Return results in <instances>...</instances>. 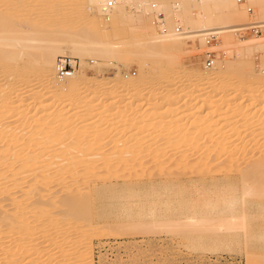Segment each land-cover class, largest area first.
Instances as JSON below:
<instances>
[{
  "label": "bare ground",
  "instance_id": "obj_1",
  "mask_svg": "<svg viewBox=\"0 0 264 264\" xmlns=\"http://www.w3.org/2000/svg\"><path fill=\"white\" fill-rule=\"evenodd\" d=\"M41 1L43 2H40L38 21H31L29 15L23 11L20 13L23 3L16 5L17 8H13L14 11L9 14L4 9V5L0 6V196L6 195L4 199L0 197V238L12 240L8 242L9 246L4 248L0 264L5 261L8 264H21L24 259L33 257L34 253L28 254V246L23 245L28 242L34 243L33 246L35 243L38 245V241L42 238L47 243L44 244L45 252L50 248H54L55 252L48 257L46 255V259L44 255L42 258L45 261L39 264L54 263L51 260L57 261L56 264H69L68 261L72 259L78 260L79 263L87 261L86 256L89 252L83 254L88 248L82 253V251L78 252L76 246L78 241L89 239L87 238L89 232L82 229V224L92 228L99 218L105 216L103 212L97 210L104 200L103 192L117 187L118 184H121L124 192L126 190L129 199H135L148 195L151 191L147 187H156L150 184V186L140 185V182L144 181L141 179L146 178L151 181L153 178L163 176L176 180L173 185L165 183L166 187H164L162 184L161 189L180 187V192H183L181 185L184 184L180 177L189 175L191 186H198L197 183L201 182L202 190L214 191L218 195L216 202L205 204L203 210L207 213L210 208L219 206L222 202L225 208L233 211L240 201L236 197L239 190H242L245 196L249 195L253 185L264 186V148L248 152L249 146L246 143H234L236 146L228 147L227 143L231 139L229 136H223L220 130V132L217 130L213 132V129L212 132L210 131L213 128L210 126L212 119H204L207 108L193 105V103H202L210 97L208 96L210 91H207L211 89L209 80L214 83L216 79L219 87L221 84L227 88L231 85L228 75L243 73L245 63L242 60L254 55L259 51L258 49L264 50V42L260 43L259 40L252 39V37H264V0H157L155 3L140 0L134 4L129 0L132 12L124 10V5H128L127 0H89L90 2L78 0L79 3L75 0L78 3L77 8L69 7L65 12L63 10L67 0V2L59 0L61 3L54 0ZM109 1L112 2L111 5H107ZM113 8L114 10L121 8L122 11L112 14ZM72 10L78 13L79 17L74 15L76 17L74 18L73 13L70 14ZM159 13L162 16H158ZM257 14L261 21L255 19ZM132 15H135L136 19H132ZM128 16L129 20H136L138 23L135 22L136 25H145L147 21L152 23L153 29L151 25L150 28L154 31V35L146 36L148 35L146 32L140 39L126 41V44L121 39L123 42L118 43L120 38L117 30L124 31V25L128 26L129 22L127 23L126 20ZM249 16L253 19L251 24H243ZM133 23L134 21L131 24ZM132 27L135 31L134 24L131 29ZM255 28H259V31L256 32ZM235 33L239 36V42L231 39ZM219 36H225L224 38L233 42L232 46L226 48L225 55L235 46L240 60L237 65L225 60L213 69H209L214 66L216 57L215 52H211L213 57L210 66L205 65L202 69L182 67L178 61V52L189 40L211 45ZM128 46L139 47L141 56H130L128 50L131 48L127 49ZM208 48L209 51L214 50L212 46ZM66 54L71 58H79L81 66L85 65L82 61L84 58L100 61L101 63H95L98 67L103 64L114 66V61L125 64L136 60L139 61L141 76L136 78L125 76L121 81L122 73L118 68L107 80H101L96 74L86 76L82 70H75L69 77L60 79L56 76V64L58 58ZM175 61H178V67L175 66ZM172 65L176 69H173ZM148 69H170V74L155 79L150 87L148 86L149 88L139 90V86L144 81L143 73ZM250 74V83L258 87L262 84L261 86L264 87L263 80L259 78L263 74L262 71L260 75L254 71ZM179 75L184 78L180 77L182 81L178 78ZM8 77L14 78L13 85L3 83ZM205 79L208 81L204 82ZM238 80L234 86L236 92L242 91L247 84L242 78ZM69 82L71 84L68 90L63 92L62 84ZM17 83H23L25 88L21 90L15 87ZM184 84H188L192 92L183 104L178 106L181 102L179 101L181 95H178L183 93ZM37 85H39L38 90L44 92L42 96L44 103H42L45 106L42 108H37L40 97H33L27 104L24 100V97H27L26 95L30 94ZM161 85L168 87V90L158 94H154L155 90L150 91L151 88ZM173 86L175 87L169 89ZM7 92L16 94V98L12 97L6 103L3 96ZM99 93L100 96H108L107 100H103L108 104H105V109L99 112L97 110L96 115V107L104 104L97 103L99 97L94 98L95 94ZM257 93V91L250 92L248 99L253 101L260 98V94ZM115 95L124 96L116 101ZM144 99L150 102L164 100L170 109L169 115L167 117L149 115V111L154 108L151 106L156 105L148 103L146 104L149 105L148 108L137 106ZM250 101L246 100V102ZM57 103L61 106L66 103L69 106L81 105L84 110L81 111L80 117L85 118L84 122L71 123L75 114L69 116L61 111L51 113V106ZM7 109L14 112L13 116L7 115ZM116 110L120 111L116 112ZM122 110L129 111V115L126 116L125 112L123 114ZM109 111H114L116 114L109 115L107 121L118 120V124L121 123L119 126L121 130L118 129L119 133L115 134L114 139L111 137L114 131L106 130L110 128L109 126L102 131V126L89 127L84 124L85 121H90L94 114L99 119L106 118ZM188 112H192L190 114L192 118L180 117ZM125 131L127 132L124 133ZM150 132L153 133L152 136L155 135L151 137L153 143L145 146L144 138ZM139 136L141 138H138ZM108 138L110 142L107 141ZM163 142L166 144L160 146ZM198 142H201L200 145H197ZM178 144L188 147L187 151L190 155L182 156L177 152V146H180ZM169 148L173 151L167 152L166 149ZM236 174L239 176L234 177ZM206 178H210L208 182ZM235 178H239L238 181ZM220 182H226L228 185L220 187ZM97 184L101 187L95 189ZM120 191L118 193L110 191L112 194L109 197L117 199ZM155 191L161 190L155 189ZM122 192L121 194H124ZM126 195L121 196L125 198ZM259 195L261 194L257 196ZM230 196L234 198L227 200L226 198ZM29 198L31 200H28ZM207 213L197 224L181 222L182 224L180 223L176 228L180 227L181 231L185 228L188 233L189 231L192 233L208 227L232 229L237 225L240 226L238 220L222 219L223 217L216 220L219 222H215V219L210 218ZM60 223L65 226L59 228ZM245 223L244 218L241 220L243 230L244 226L246 227ZM45 228L48 229L47 232L44 231ZM73 230L76 231L73 234L76 236L74 239L76 243L68 241V235ZM247 230L245 232H248ZM42 232L44 233L41 234ZM39 233L40 235L36 236ZM254 239L261 241L264 250V226L261 233L250 235L247 244L250 245ZM22 242L24 243L21 244ZM247 257L248 264H264V254L253 256L248 253ZM89 262L92 263L91 260Z\"/></svg>",
  "mask_w": 264,
  "mask_h": 264
},
{
  "label": "rangeland",
  "instance_id": "obj_2",
  "mask_svg": "<svg viewBox=\"0 0 264 264\" xmlns=\"http://www.w3.org/2000/svg\"><path fill=\"white\" fill-rule=\"evenodd\" d=\"M54 1L55 2L57 1L59 3H61L62 1H65V2L68 1L69 2V0H67V1L66 0H60L61 2L59 0H54ZM71 1L75 5L72 4ZM76 1L79 3L78 0H76ZM76 1L70 0L69 3L67 2V5L64 7L63 11L65 12V9L66 8L69 9V7L75 8V6L78 4V3H76ZM87 1H89V0H87ZM128 1L129 0H127V2ZM131 1L133 2V3L131 2V4H134V2L136 3L140 0H131ZM149 1H151V3L152 2L155 3L157 0H149ZM40 2H43V1H41V0H0V6L4 5V9H6L7 14H9V13H12L14 11L13 8L15 9V8H17L18 5H21V3H23V6L19 10L20 13H22V11H23V12H25V14L29 15V18L31 19V21H38V19H39L38 18L39 17L38 16V10H39L40 5H41ZM73 5H74V7H71ZM92 5H94V4H92ZM105 5H106V3H105ZM94 6H96V5H94ZM130 6L132 7V5H130V3L128 2V5L127 4L124 5V8H125L124 10L127 12L130 10L129 12H132L133 9H131ZM78 7H79V5H78ZM76 8H77V6H76ZM74 10H76V9H74ZM74 10H72L73 12L70 11L71 12L70 14L73 13L72 14L73 17H74V15L79 17L78 16L79 14L77 13L78 14L77 15ZM121 11H122L121 8L116 9V10H114V8H113V10H111V13L114 14L116 12H121ZM74 12H75V14H74ZM106 14H108V13H106ZM132 16H130V17H132V19L135 18L134 17L135 15H132ZM74 18H76V17H74ZM132 19L129 20V16H128V19H126V20H127V23L129 22L128 26L130 25L129 26L130 29H131V26L134 24V28H135L134 30L135 31H133V27L130 31V29H128L129 27L128 26L126 27L124 25L125 29L122 28V29H124V31L117 30L118 38H120V39H118V40H120V41H118V43L123 42V41H121V39L124 40L123 43H125V44L129 40L140 39L142 37V35L146 32H147L146 34H148L146 36H149L152 34L154 35V31H152V29H153V27L151 25L152 23L147 21L146 23H144L145 25H143V24L142 25H136V23H137L136 20H132ZM255 19L258 21L259 20L261 21V19H259L258 14L255 15ZM252 20L253 19L249 16L243 22V24H247V25L249 23L251 24ZM133 21H134V23L131 24ZM127 23H125V24H127ZM150 25H151L152 29L150 28ZM108 32L110 33V30H108ZM224 37L225 36H219L218 37L219 39L215 38V40L213 41V43L211 45L210 44L205 45L204 42H202V44H201L200 43L201 41L193 42V41L189 40L186 43V45L181 49V51L179 50L180 52H178V58H179L178 61L182 64L183 68L195 67V68L202 69L206 65V64H204L206 52H215L216 57H215L214 64H213L214 66L212 68H209V69H213L220 62H223L225 60L232 62V65H237V63L240 62V60H239V56L237 55L238 52H237L236 47L235 46L232 47L230 49V53L228 52V54H226V55H225V51H227V49H226L227 47H230L233 45V42L230 41L231 39L234 40V42L235 41L239 42V36L235 33V34H233L231 39H227ZM252 39L253 40H259L258 42H260V43L264 42V37H261V38L252 37ZM208 46L214 47V50L209 51ZM130 48H129V46L127 48V49H130V50H128V52L130 53V56H137V57L141 56V49H139V47L137 48V46H135V47L130 46ZM258 50L259 51L255 52L254 55H251L250 57L247 56L245 58V60H242L245 63V67H244L243 73L241 71V73H242L241 75L239 73H232V74L228 75V78L231 79V82L229 81L231 83V85L227 86V88H225L221 84L219 87V82L216 83L217 82L216 79L214 80V83H212L213 81H211V80L208 81L205 79L204 82L208 81V82H210V85H211V87H210L211 89L207 90V91H210V93L208 95L210 97L207 98L202 103L201 102L197 103V104L193 103L194 106H198V107L200 106L203 108H207L206 112L204 113V116H205L204 119H206V118H209V120L212 119L210 126H213V128H211L210 131L212 129H213V132L216 130L217 131L220 130L221 131V132L219 131L220 134L222 133L223 136H229V138H231V139H230V141H228L229 145L227 143L228 147L234 146L235 144H239V143H241V144L246 143L249 146L247 148L248 152L253 151V150H257L258 148L259 149L262 147L264 148V124H262V123H264V107H263L264 106V104H263L264 103V101H263L264 100V96H263L264 95V93H263L264 87L261 86L262 84L259 87L255 86L252 83H250V80H249V77L251 75L250 73L252 71L256 72L259 75L262 71L263 74L259 78H261L260 80H263L262 83L264 84V50L263 51H262V49H258ZM62 56L71 57L69 54L62 55ZM73 58H75V57H73ZM248 59H250L251 61ZM77 61H78L79 66L75 69L76 71L82 70L84 72V75H86V76H93L96 74L99 76V78L101 80H103V79L107 80L110 77H112V75H114L115 71L118 68L121 70L122 77H123V78L122 77L120 78L121 81L124 80L125 76H132L134 78L141 76V71L139 69V67H140L139 61H136V60H133L132 62L125 63V64L121 63V62L114 61V66L103 64L102 66H99V67L96 64L101 63V62L98 60H94L92 58H84L82 61L85 62V65H83V66H81V60L79 58H77ZM178 61H175L176 62L175 66L178 64L177 63ZM172 66H173V69H176V68H174V65H172ZM177 67H178V65H177ZM0 70H1V68H0ZM169 71H170V69H168V70H159V69L158 70H150V69L145 70V72L143 73L144 81L139 86V90H145L149 85L152 84V82L155 79L169 75L170 74ZM179 71H180V69H179ZM259 71H260V73H259ZM180 77L182 78L181 75H179L178 78L181 79ZM238 78L239 79L242 78V80H245L247 82V84L244 85V88L240 92H236L235 91L236 89L234 87L237 84V81H239ZM40 79H41V77H40ZM182 79H184V78H182ZM182 79H181V81H182ZM14 82H15V80L13 77H8L5 79V81H3V83L11 84V85H13ZM0 83H1V78H0ZM70 84H71L70 82L67 84H62V87H61L62 91L66 92L68 90ZM38 86L39 85L36 86L37 89H35L36 88L35 87L33 89V91L30 92V94L26 95L27 97H24V100H25V104H27L28 101L30 99H32L33 97H35V96L38 98L40 97L39 98L40 101H39V104L37 105V108H42L43 106H45V104H43L44 102L42 100L43 99L42 96H43L44 92H40V90H38ZM15 87H18L19 89L22 90L23 88H25V85L23 83H17V85H15ZM174 87L175 86L169 87V89L174 88ZM257 88H260V90ZM182 89H183L182 90L183 93H179V95H178V96L181 95L180 96L181 99H179V101L181 100V102L179 103L178 106H181L183 104L184 100H186L187 96H189L192 92L191 91L192 88H190L188 84L187 85L184 84ZM262 89H263V91H262ZM153 90H155L154 94H158L160 92L168 90V87H163L161 85L159 87H153L150 89V91H153ZM224 90H225V92H224ZM254 91H257L258 92L257 94H260V98H256V100L254 99L253 101H250L251 99L250 98L248 99V96H249L248 94L250 92H254ZM100 94L101 93L95 94V97H94V95H92V97H94L95 99H98V97H99L97 103H101V102H103V100L108 99V98H106L108 96H104L106 98L105 99L102 95L100 96ZM15 95L16 94H13L11 92H7V94H5L3 96V99H5L4 101L7 103V102H9L10 99H12V97L16 98ZM115 96H116V98H115L116 101L121 100L122 95H115ZM157 97H159V96L157 95ZM227 99H229V101ZM246 100L247 101L249 100L250 102H246ZM257 100H260V101H257ZM242 101L245 102V104ZM154 102H152V101L150 102V101H147L146 99H144V101H141L140 105H137V106H139L140 108H143L144 106H145V108H148L149 105L146 106V104H148V103L152 104L153 103V105H156V106H151V108H153V107L154 108L149 111L150 112L149 115L157 114L158 116L160 115L159 117H167V115H169L170 109L167 107L164 100H162V101L156 100V102L155 103ZM240 103H241V105H240ZM105 104H108V103L105 102L101 106L98 105V107L100 109L98 107H96V109H95L96 115L99 112V110L101 111V110L106 108ZM250 104H251V107H250ZM242 105H243V107H242ZM245 105H247V106H245ZM141 106H143V107H141ZM102 107H104V108H102ZM51 108H52L50 110L51 113H56L58 111L59 112L61 111L63 113L68 114L69 116H74V114H75V116H74L75 118L71 121V123L77 124V122H79V123L84 122L85 118L80 117L82 115L81 111L84 110L83 108H81V105L75 104L73 106H69L66 103V104H63L61 106L60 104L57 103L56 105L53 104V106H51ZM157 108L159 110H157ZM185 109H187V108H185ZM97 110H98V112H97ZM145 110L146 109H144V111ZM118 111H120V110H116V112H118ZM6 112H8V114H7L8 116H13V114H14L13 111L8 110V109ZM116 112H114V111L113 112H110V111L107 112L106 118L104 117V119H99L98 116H94L95 115L94 114L92 119L90 121H85L84 124L89 125V127L96 126V125L98 127L102 126L101 127L102 131H105L104 128L109 126L110 128H108L106 130H110V132L114 131V132H112L111 137L116 138L115 136L119 133V130H121L119 127V126H121V123L118 124V122H119L118 120H116V122L115 121H113V122L107 121V119L109 118V115H111L112 113L116 114ZM124 112L122 110L123 114H125L126 116L129 115L128 114L129 111L124 110ZM191 113L190 112L185 113V114L183 113L184 115L182 114L180 117H184V119H190V117L192 118V115H190ZM113 117L115 118L116 116H113ZM249 117H250V120H249ZM262 120H263V122H262ZM149 129H151V127ZM229 131H231V133ZM126 132L127 131H125L124 133H126ZM124 133H122V135ZM151 134H153V133L150 132V133L146 134V136L144 134L145 138L147 137L146 139L144 138L143 144L145 146H147L149 144L151 145L153 143L151 140H152L153 136H155V135L152 136ZM141 136H143V135H141ZM141 136H139L138 138H141ZM108 139H107V141L110 142V138H108ZM200 143L201 142H198L197 145H200ZM164 144H166V143L163 142V143H161L160 146H164ZM178 145H180V144H178ZM177 147H178V149H176V151L179 152L182 156L190 155V153H188V151H187L188 147L186 148L185 146H183V144H181L180 146H177ZM166 151L167 152L173 151V149L169 148V149H166ZM260 171H262V170H260ZM185 176H186V178H184ZM185 176L182 178L180 177L181 181H183L182 183L185 185V186L181 185V187H183V188H181L183 190V192H180L181 191L180 187L172 188L169 190H162L161 187L165 183L167 185H170V183H171V185H173V184H175V181H176V180H170L168 178H164L163 176L160 178L159 177L153 178V179H151V181L146 179V178L141 179L144 181L140 182L141 183L140 185H146V186L156 185L155 188L154 187L153 188L147 187L148 190L151 192L148 193V195H145L144 197L142 196L141 198H135V199L130 198L129 199V197H127V195H126L127 194L126 190H125V192L123 191V189H122L123 187H121V184H118L117 187H114L115 189L114 188L107 189V191L103 192L104 193V200H102L101 206H99L98 207L99 209H97L101 213L103 212L105 216H103L102 218H99L96 221V224L93 225L92 228L88 227L87 224L81 223L82 229H85L86 231L89 232L88 233L89 236L87 237L89 239H85L86 242L84 240L77 242L76 240H74L76 238V236L73 235L76 232V231L74 232V230H75L74 229L68 235V237L71 238V239L68 238V241L73 242V243L77 242L76 246L78 247V252L82 251V253H83L88 248L87 252L86 253L84 252L83 255H86L89 252L88 256H86V257H88V260L89 261L91 260L93 264H248V261H247L248 253L252 254L253 256L264 254V250L261 247L262 243L260 240L254 239L256 241L252 240L251 241L252 243L250 242L251 243L250 245L247 244L248 240L250 238V235L251 234L255 235V234L261 233V230L263 229V226H264V213H263V211H264V209H263V207H264V186L258 187L259 184L253 185L252 189L250 188V190H249V192L251 194L249 193V195L246 194L245 196H243V191L239 190V193H237L238 196L236 195V197H238V199H240V201L238 202L237 206L235 207V208H237V210L239 212L237 210L235 211V208L233 209V211L228 209V208H225V205H223V202H222L219 204V206L215 205V203H214V205H215L214 208L213 207L210 208L208 213H207V212H204V210H203L205 208L204 207L205 204L207 202H209V203H211V202L213 203L214 201L216 202L218 195L214 191H207L208 192L207 193L206 190L205 191L202 190L201 189L202 188L201 182L197 183L198 186H195V187L191 186L192 182L190 181L189 175L188 176L185 175ZM237 176H239V175H237V174L234 175V177H237ZM188 178H189V180H188ZM209 179L210 178H208V179L206 178V181L208 182ZM238 179L235 178L236 181H238ZM167 182H169V183H167ZM120 183H122V182H120ZM142 183H144V184H142ZM145 183H147V184H145ZM157 183H158V185H157ZM224 185L227 186L228 184L226 182H220V184H219L220 187H223ZM95 187H97L95 189H98V187H101V185L97 184V185H95ZM120 187L122 190L120 189ZM164 187H166V185H164ZM155 189L161 190L160 191L161 193L159 191H155ZM214 189H215V187H214ZM100 190H102V189H100ZM152 190H154V191H152ZM110 191L112 193H116V192L118 193V191H120V193H119L120 195L118 194L117 199H112L111 197H109L110 194H112V193H110ZM122 191L124 192V194H121ZM177 191H179L182 195ZM107 193H109V194H107ZM157 193H158V195H157ZM258 194H261V195L257 196ZM121 195H124V196L126 195L125 198H127V199H125L124 196H121ZM107 196H108V198H107ZM119 196H121V197H119ZM5 197H6V195H3L1 198L4 199ZM118 197L122 198V199H119ZM232 198H234V196L233 197H231V196L227 197L226 199L231 200ZM28 200H31V198H29ZM28 200H25V201L29 202ZM244 201H247L246 204L243 203ZM4 202L5 201H3V203ZM29 203H27V204H29ZM27 204H25V205H27ZM31 207H32V205H31ZM30 208H28V209H30ZM196 208L198 209V211ZM244 211H245V213H244ZM206 213H207V215L210 216V218L215 219V222H219L216 220L217 219L220 220L223 217L222 219H227V220L234 219L233 221L238 220L240 222V226H238L237 222H236L235 224L237 226L235 228H232V229L208 227V228L201 230V231H199V230L193 231L192 233L190 231L188 233V230H185V228H183V227H181V228H183V231H181L182 229H179L180 227H177L178 229L176 228V226H178L181 222L182 223L185 222L187 224H197L199 222V220L203 216H205L204 214H206ZM249 213H250V215H249ZM226 214H227V216H226ZM232 214H234L235 217L236 216L237 217L239 216V217L235 218ZM188 218H190V219H188ZM244 218L246 220V223H245L246 227L244 226V230H243L242 229L243 226L241 225V220ZM248 218H249V220H248ZM61 225H62V223H60L58 227L63 228L65 226V224H63L62 226ZM246 229H248L247 230L248 232H245ZM47 230H48L47 228L44 229L45 232H47ZM43 233L44 232H42L41 234H43ZM90 234H91V236H90ZM39 235H40V233L37 234L36 236H39ZM56 235H59V234H56ZM72 236L73 237L75 236V237L73 238ZM57 237L59 238L60 236H57ZM9 241L11 242L12 240L2 239V237L0 238V246L4 245L3 247L2 246L0 247V250H1L0 251V258H2L1 256L5 250L4 248L9 246V244H10V243H8ZM38 242H39V244L36 245V243H35V246L32 245L34 243H30V242H28L29 244L25 243L23 245L24 247L28 246V249H29L28 254L34 253V256L27 258L29 260L24 259V261H22L21 264H39L40 262L45 261L43 259L44 255H45V259H46L49 255H52L55 252L54 248H50V249H48L49 251L47 250L45 252L46 249H44V248L46 247L45 245L47 244L45 242V239L42 238ZM23 243L24 242H22L21 244H23ZM86 243H89V244L86 245ZM18 244H20V243H18ZM44 253H47V254H44ZM46 255H47V257H46ZM88 260L87 261H81L80 263L86 264L88 262L89 264H92ZM3 261H5V260H3ZM51 262H54L52 264H56L57 261L51 260ZM5 263H6V261L3 264H5ZM68 263L69 264H80L79 261L75 260V259L68 261ZM6 264H8V262Z\"/></svg>",
  "mask_w": 264,
  "mask_h": 264
},
{
  "label": "built area",
  "instance_id": "obj_3",
  "mask_svg": "<svg viewBox=\"0 0 264 264\" xmlns=\"http://www.w3.org/2000/svg\"><path fill=\"white\" fill-rule=\"evenodd\" d=\"M112 2H108L107 5H111ZM158 16H162L160 13ZM255 31H259V28H255ZM207 54V55H206ZM206 65L210 66L211 65V60H212V53L211 52H206ZM79 66L77 58H71L68 56H61L57 60L56 64V76L60 79H65L69 77L70 75L73 74L75 69Z\"/></svg>",
  "mask_w": 264,
  "mask_h": 264
}]
</instances>
